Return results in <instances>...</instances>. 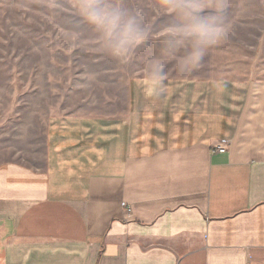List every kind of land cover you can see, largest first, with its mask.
<instances>
[{
  "label": "crops",
  "instance_id": "1",
  "mask_svg": "<svg viewBox=\"0 0 264 264\" xmlns=\"http://www.w3.org/2000/svg\"><path fill=\"white\" fill-rule=\"evenodd\" d=\"M0 264H264V80H133L122 114L51 117L39 164L0 162Z\"/></svg>",
  "mask_w": 264,
  "mask_h": 264
},
{
  "label": "rangeland",
  "instance_id": "2",
  "mask_svg": "<svg viewBox=\"0 0 264 264\" xmlns=\"http://www.w3.org/2000/svg\"><path fill=\"white\" fill-rule=\"evenodd\" d=\"M83 2L0 0V162L39 164L53 116L122 114L133 80H264V0H226L228 33L195 66L186 49L164 54L168 0H120L147 33L126 60L82 21Z\"/></svg>",
  "mask_w": 264,
  "mask_h": 264
},
{
  "label": "clouds",
  "instance_id": "3",
  "mask_svg": "<svg viewBox=\"0 0 264 264\" xmlns=\"http://www.w3.org/2000/svg\"><path fill=\"white\" fill-rule=\"evenodd\" d=\"M168 6L174 17L166 29L164 54L172 56L186 49L185 62L198 65L228 33L226 0L213 4L206 0H168ZM80 18L99 34L103 49L118 60L128 59L147 37L138 18L120 0H84Z\"/></svg>",
  "mask_w": 264,
  "mask_h": 264
},
{
  "label": "built area",
  "instance_id": "4",
  "mask_svg": "<svg viewBox=\"0 0 264 264\" xmlns=\"http://www.w3.org/2000/svg\"><path fill=\"white\" fill-rule=\"evenodd\" d=\"M229 147V142L228 141H221L220 145L215 146L212 150L211 153L215 154H223L226 153ZM127 214L130 216V210H127Z\"/></svg>",
  "mask_w": 264,
  "mask_h": 264
}]
</instances>
